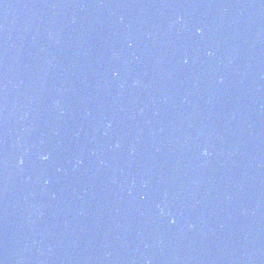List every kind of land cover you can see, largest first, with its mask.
<instances>
[{
	"label": "water",
	"instance_id": "obj_1",
	"mask_svg": "<svg viewBox=\"0 0 264 264\" xmlns=\"http://www.w3.org/2000/svg\"><path fill=\"white\" fill-rule=\"evenodd\" d=\"M0 264H264V0H0Z\"/></svg>",
	"mask_w": 264,
	"mask_h": 264
}]
</instances>
